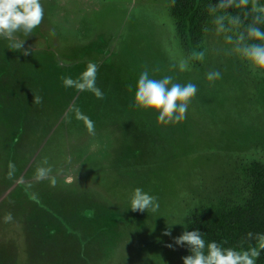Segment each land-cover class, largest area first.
I'll use <instances>...</instances> for the list:
<instances>
[{
    "label": "rangeland",
    "instance_id": "rangeland-1",
    "mask_svg": "<svg viewBox=\"0 0 264 264\" xmlns=\"http://www.w3.org/2000/svg\"><path fill=\"white\" fill-rule=\"evenodd\" d=\"M40 2L42 23L16 34L29 55L0 38V264H183L174 238L193 216L252 199L245 168L264 166L261 77L215 34L211 15L196 66L169 0ZM90 64L103 99L63 84ZM145 69L196 85L182 122L158 124L133 106ZM212 71L221 78L208 81ZM39 167L47 178L35 179ZM136 188L157 211L129 208Z\"/></svg>",
    "mask_w": 264,
    "mask_h": 264
},
{
    "label": "clouds",
    "instance_id": "clouds-1",
    "mask_svg": "<svg viewBox=\"0 0 264 264\" xmlns=\"http://www.w3.org/2000/svg\"><path fill=\"white\" fill-rule=\"evenodd\" d=\"M230 8L249 9L244 15L245 17L252 15V19L243 31L239 30L242 26L240 15H229L227 10ZM208 12L213 17L215 34H225L226 43L232 45L230 51L247 61L254 75L264 78V30L259 27L264 25V6L258 5L256 0H217L216 3L209 4ZM43 18L44 8L40 0H0V38L11 41L9 45L11 50L29 55L31 50L23 47L24 39H17L16 34L22 33L24 37L29 36L42 23ZM52 34L54 35V32ZM195 58L203 60L204 53L200 52ZM180 69L186 70L187 64L182 62ZM96 72L97 66L90 64L81 78L74 80L71 77H62V81L65 87L92 91L98 99H103V93L95 86ZM206 78L213 82L221 78V73L212 71ZM196 92L195 84L174 83L171 76H164L161 79L150 78L148 70L145 69L138 79L133 106L156 113L158 124H177L186 118L188 105ZM33 102L40 104L43 98L35 96ZM92 130L90 124L89 131ZM44 163L47 161L45 160ZM8 167V176L12 178L15 165L10 162ZM50 171V168H37L35 179L47 178ZM129 208L133 212L149 210L155 212L159 208V203L156 197L136 188ZM12 219L11 213L4 217L6 223L11 222ZM164 235H171V233L165 231ZM248 235L251 236L250 233ZM259 240L260 249H264V236H260ZM174 244L181 247L186 245L191 253L182 258L183 264H256V259L259 257V251L256 248L237 250L225 248L215 241L206 243L198 230L184 231L174 238ZM166 246L173 248L171 243Z\"/></svg>",
    "mask_w": 264,
    "mask_h": 264
},
{
    "label": "trees",
    "instance_id": "trees-1",
    "mask_svg": "<svg viewBox=\"0 0 264 264\" xmlns=\"http://www.w3.org/2000/svg\"><path fill=\"white\" fill-rule=\"evenodd\" d=\"M216 2L217 0H169L177 35L196 66L202 64V60L195 57L200 52L204 53V25L210 15L208 6ZM256 2L264 6V0ZM245 11L249 9L227 10L229 15H240L242 20L240 31H243L252 19V15L245 17ZM259 27L264 30V25ZM257 101L264 110V78H260L257 86ZM245 170L250 174L252 199L250 201L247 199L244 203L230 204L221 201L209 204L189 220L186 231L198 230L206 243L215 241L225 248L237 250L256 248L259 251L256 264H264V249L259 247V237L264 236V166L254 162ZM190 254L185 245L182 258Z\"/></svg>",
    "mask_w": 264,
    "mask_h": 264
}]
</instances>
